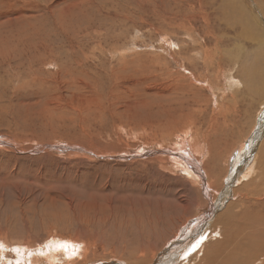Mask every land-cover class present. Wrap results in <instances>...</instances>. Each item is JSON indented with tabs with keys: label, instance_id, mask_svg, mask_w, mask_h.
Masks as SVG:
<instances>
[{
	"label": "rangeland",
	"instance_id": "374dc122",
	"mask_svg": "<svg viewBox=\"0 0 264 264\" xmlns=\"http://www.w3.org/2000/svg\"><path fill=\"white\" fill-rule=\"evenodd\" d=\"M33 53L41 63L25 65ZM1 54L0 264H15L13 248L53 251L54 264H154L174 246L187 264L203 218L196 257L223 241L209 227L239 187L228 196L224 183L264 140V0H0ZM190 135L210 137L213 161ZM192 154L221 188L192 184L180 166ZM192 187L205 204L185 199ZM235 208L239 237L259 236L264 196ZM57 241L77 246L72 259L45 248Z\"/></svg>",
	"mask_w": 264,
	"mask_h": 264
},
{
	"label": "bare ground",
	"instance_id": "6f19581e",
	"mask_svg": "<svg viewBox=\"0 0 264 264\" xmlns=\"http://www.w3.org/2000/svg\"><path fill=\"white\" fill-rule=\"evenodd\" d=\"M16 52H17V47L14 46L13 54ZM0 59L3 61L7 60L6 56H4L2 54L0 56ZM37 59H38V56H35L33 53L32 58L31 59L24 58L23 63L27 66H33L35 64L39 65L41 62L39 63L37 61ZM0 64H2V62H0ZM193 124L194 123H192V126H193ZM188 138H189V140L188 139L187 140L190 143L189 145H191V147L193 148V150L197 156L203 157L205 154H207V155L209 154L210 155L209 161L214 160V158H213L214 148L211 145L213 143H212V141H210V137H208L207 135H204L199 140V137H197L196 135H190V136H188ZM211 138L213 139V137H211ZM253 146L254 145H252L250 147H253ZM184 148H185L184 152H186V153H188V151L190 152V150L192 149V148L188 147L186 144H185ZM251 151H252V149L250 148L245 153L243 152V153L239 154V157H240L239 158V160H240L239 164L233 168L234 171L229 175V177H228L229 179L228 178L226 179L227 182L224 183L225 184L224 186H226L225 194L230 196V194L232 193L230 186H232L234 183L238 182L237 185H239V187L235 189V190H238L236 192L238 195V199L235 198L236 201L230 203L226 207V209L224 211H221L218 215L216 214L214 219H213L214 221L212 223V227H209L211 229L213 228V230L215 228H218L219 237L223 236V238H224L223 241H221L219 243L218 239L210 240L213 243L212 245L209 242H204L201 245V248H202L201 256H199L197 258L195 253H196V250L198 249L200 240L203 238L201 236V233H202V229L204 228L203 225H205L204 223L206 221V220H204L206 218L201 219L200 220L201 223L199 226L200 228L199 229L195 228L193 231H191L189 239H187L185 241V249L183 248L184 250H186L187 247H190L191 242L193 240L195 241L193 243L194 249L190 252L193 255H191V257L186 261L187 264H198L200 262V259L204 256L205 250H207V253L204 256V264H249L253 258H256L259 256H264V211L258 213V214L262 215V217H263V220L260 224L262 229L260 231L257 230L255 232L259 236L254 237V235L252 234L251 238L249 240H244V239L239 237V235L236 233V230H235V227H234L231 215H230V211L236 209L235 203L237 201L243 200V199H251V198H254L256 195H257V197H261V196L263 197L264 196V140L262 143H260L254 158L252 160L248 161L250 163L247 164L248 163L247 159H248V156L251 155ZM159 154H161L164 157H167V156H169L170 153L163 152V153H159ZM196 155L192 154V157H190V158H186V156L183 155V157L185 156L184 157L185 160H182L184 158L181 157V161L185 165V167L180 165L182 167L181 169L183 171H185V173H188V171H190L189 173H191V175L193 176L192 177V184L197 186L199 179H202V180L206 179L208 185L206 187H204L205 194L208 193V189H212V190L217 189L218 190L219 187L221 188V185H223V182H224L223 180L225 177H223L221 179V177L219 178V177L214 176L210 168L209 169H206V167H205V169L201 168V166L198 164V158L196 157ZM194 157L196 158V160H194ZM208 163H210V162H208ZM243 164H245L246 167H243ZM176 180L184 183V180L181 178H176ZM253 183L254 184L256 183V186ZM248 184H253L254 187L252 189H249L248 187H246ZM185 185H187L186 182H185ZM186 192L187 191H185V199H191L195 203L197 199L202 198L201 202L203 204L206 203L207 199L203 196V192L199 193V191L196 187L189 188L188 194H186ZM188 195H189V198L187 197ZM220 199H219V201H220ZM223 203H224V201H223ZM219 205H217V206L219 207ZM214 231H216V230H214ZM192 232H194V233L191 234ZM253 240L256 242H252ZM6 244L7 243H4L3 245L5 246ZM179 246H180V244H179ZM53 247H55L54 243H53ZM27 248L29 249V247H27ZM171 251L173 254H171ZM166 253L168 254V256L165 255ZM183 254H184V251L182 253L178 252V251L176 252V246H174L172 248V250H170V251L166 250L161 255V257L164 258V256H167V258H166L167 260L169 259L171 262L174 260L176 262L177 260H180L181 258L184 257ZM177 255L180 256L179 259H178V257H176ZM56 257H57V254H55L53 251H51L48 254H45L40 258L34 257L32 264H35V263L54 264L55 263L54 259ZM160 258H159V261H158V259L155 261V264H164L165 261H162V260L160 261ZM156 262H158V263H156Z\"/></svg>",
	"mask_w": 264,
	"mask_h": 264
},
{
	"label": "snow or ice",
	"instance_id": "6c2138e0",
	"mask_svg": "<svg viewBox=\"0 0 264 264\" xmlns=\"http://www.w3.org/2000/svg\"><path fill=\"white\" fill-rule=\"evenodd\" d=\"M54 246L56 248V250L58 251H65L68 252L69 250L71 251V255L68 256V259H72L73 256L76 254L77 252V246L76 245H72L68 242H54ZM53 247V244H48L45 245V248H49L51 249ZM4 249V245L2 242H0V250ZM11 251L15 252L18 254V259L15 261V264H25V256L27 257H31L32 255H44L45 253L43 251H37V252H29L27 250H22L20 248H13L11 249Z\"/></svg>",
	"mask_w": 264,
	"mask_h": 264
},
{
	"label": "water",
	"instance_id": "95a60500",
	"mask_svg": "<svg viewBox=\"0 0 264 264\" xmlns=\"http://www.w3.org/2000/svg\"><path fill=\"white\" fill-rule=\"evenodd\" d=\"M160 260H162V257L160 258ZM156 263H158V262H156ZM155 264V263H154Z\"/></svg>",
	"mask_w": 264,
	"mask_h": 264
},
{
	"label": "crops",
	"instance_id": "0c3cea01",
	"mask_svg": "<svg viewBox=\"0 0 264 264\" xmlns=\"http://www.w3.org/2000/svg\"><path fill=\"white\" fill-rule=\"evenodd\" d=\"M186 143V142H185Z\"/></svg>",
	"mask_w": 264,
	"mask_h": 264
}]
</instances>
